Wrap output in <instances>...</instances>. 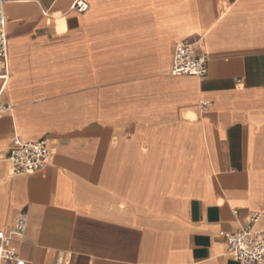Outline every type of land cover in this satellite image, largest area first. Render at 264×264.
<instances>
[{
  "label": "crops",
  "instance_id": "0c3cea01",
  "mask_svg": "<svg viewBox=\"0 0 264 264\" xmlns=\"http://www.w3.org/2000/svg\"><path fill=\"white\" fill-rule=\"evenodd\" d=\"M8 0L0 114V230L32 264H264L221 230L261 212L264 0ZM178 42L207 56L171 74ZM206 106L202 109V103ZM44 138L40 171L13 175L14 139Z\"/></svg>",
  "mask_w": 264,
  "mask_h": 264
},
{
  "label": "built area",
  "instance_id": "2783aa9c",
  "mask_svg": "<svg viewBox=\"0 0 264 264\" xmlns=\"http://www.w3.org/2000/svg\"><path fill=\"white\" fill-rule=\"evenodd\" d=\"M8 0H0V114L9 112L12 105L2 101L1 95L9 78V58L6 37V15L4 6ZM71 9L84 12L88 9L85 0H74ZM175 76L190 75L200 79L207 74V56L196 42H178L170 68ZM202 109L206 103L203 102ZM50 149L44 138L22 141L14 139L9 148L7 160L13 175L30 174L42 170L50 159ZM261 212H254L249 217L246 226L236 231L221 230L219 236L226 244V254L240 262L259 263L264 261V231L255 229V224ZM26 229V219L19 216L13 226L0 230V264H32L20 257L13 248V241L23 238ZM56 264H63L58 259Z\"/></svg>",
  "mask_w": 264,
  "mask_h": 264
}]
</instances>
